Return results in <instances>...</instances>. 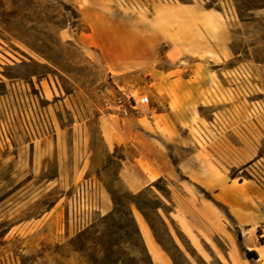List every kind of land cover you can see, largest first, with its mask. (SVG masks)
<instances>
[{"label":"rangeland","instance_id":"rangeland-1","mask_svg":"<svg viewBox=\"0 0 264 264\" xmlns=\"http://www.w3.org/2000/svg\"><path fill=\"white\" fill-rule=\"evenodd\" d=\"M229 77L244 79L246 85L240 88L247 94L264 91V0H0V99L10 82L28 83L33 94L42 82L47 99L42 106L62 105L55 124L66 129H57L62 135L58 146L66 157L76 136V159L66 158L62 188L71 195L87 180L91 161V180L104 182L111 202L106 215L72 230L69 238L60 237L68 219L64 201L51 212L52 195L34 193L39 185L57 178V163L48 153L55 142L25 145L16 135L10 145L4 144L0 110V264H153L138 230L144 221L171 264H249L248 248L264 244L261 231L246 234L235 226L228 212L195 189L187 175L198 164L217 175L238 173L247 181L252 169L261 173L259 157L246 164L238 155L235 161L217 158L220 151L212 140L200 146L198 157L185 158L180 147L190 141L181 139L182 128L176 123L157 124L160 137L172 143V174L132 194L116 176L119 167L111 151L97 146L88 156L91 137L97 139L99 117L120 134L132 129L126 120L121 127L116 117L106 121L108 112L99 93L104 88L120 86L133 95L149 96L151 104L143 109L137 126L150 130L149 108L168 105L172 112L181 110L177 85L184 79L203 80L215 90L207 92L216 94L223 87L220 78ZM160 78L173 83L158 85ZM49 81H56L63 94L52 96ZM246 115L237 105V127L264 125V113ZM185 128L191 137L196 135L184 123ZM31 193L28 202L21 203ZM44 213L49 214L40 224L16 227Z\"/></svg>","mask_w":264,"mask_h":264},{"label":"crops","instance_id":"crops-1","mask_svg":"<svg viewBox=\"0 0 264 264\" xmlns=\"http://www.w3.org/2000/svg\"><path fill=\"white\" fill-rule=\"evenodd\" d=\"M113 70L116 71L117 69ZM220 80L223 84L222 90L219 91L217 89L218 92L215 94L214 92H207L215 90L212 87L208 88L205 86L207 82L203 80L198 82L188 78L184 79L177 85L181 110L177 113L175 111L172 112L168 105L165 108H158L157 106L149 108L147 121L151 131L148 128L137 126V121L142 119V115L139 118L132 119H120L111 114L104 116L106 121L108 117H116L119 120L120 127L123 121H129L132 127L129 134L124 132L120 134L112 125L109 123L105 124L102 121V117H99L95 125L97 139L93 141L91 137L88 156L92 154L93 149L97 146L103 147L107 152L111 151L112 159L118 163L119 167L116 176L127 191L135 194L142 190L150 189L157 181L168 178L172 174L171 165L169 164V157H171L173 149L172 143L166 142L160 137L156 125L164 126L176 123L182 128L180 132H184V136L181 139L190 141L189 144L180 147V151L185 155V158L198 157L201 152L200 146L215 140L220 151L216 153L217 158L227 157L229 161H235V157L238 155L245 158L244 164H246L253 161L254 158L259 157L257 163L261 165L262 171L258 175L264 179V152L261 154L262 156L258 153L264 149V125H257L255 123L253 125L244 123L238 127L236 125L237 105L247 111L246 117L248 115L252 117L264 113V101L261 100V102L255 104L246 97L248 95L246 89L240 88L242 84L246 85V81L242 78L239 80L236 77H229L226 80L223 78H220ZM156 83L158 85L172 84L173 81L171 79L160 78ZM39 84L41 85L42 82ZM157 88L160 91L163 90L162 86H158ZM261 89H264V86H261ZM214 94L216 97H214ZM194 114L196 115L195 124L192 122ZM184 123L196 132L195 136L192 135L191 137L193 133L188 128L184 129ZM57 129L60 132L66 130ZM58 130L55 137L40 140L53 139L55 142V149L52 153H48L54 157L57 163V178L53 182L39 185L34 190L37 196L43 193L52 195L53 204L51 212L57 211L63 201L64 208L66 207L70 195L67 194L68 188H62L60 177L62 174H65L64 166L66 165V158H71V160L76 159V155H74L76 136L72 139L70 146L72 153L66 157L58 146L59 141L62 139V135L59 134ZM18 137L26 141L25 145H34L40 142L30 143L22 136ZM129 148L131 150L128 153L127 149ZM120 149L122 156H118V150ZM251 149H255L254 153ZM183 155H180L179 172H182L183 168ZM196 162L199 163L198 160ZM91 164L90 161V166L87 168V179H91L93 176L94 168ZM230 168L232 167L230 166ZM187 179L195 189L210 195L214 202L220 204L228 212L235 226L244 229L246 234L260 230L261 238L264 241V185L259 183L256 177L245 181L238 173L229 172L228 174L217 175L214 172L204 170L203 167L197 164L195 170L187 175ZM98 186L101 202V214L99 216H104L110 212L111 202L106 197L108 194L104 182L99 181ZM34 193L27 194L25 197L23 196L21 203L28 202V198ZM14 195L11 194L9 198L12 199ZM4 211L5 213L7 212L6 209ZM48 214H41L39 218L33 221H21L16 227L19 230L28 229L34 224L43 222ZM138 230L153 264H171L168 255L156 243L151 229L145 221L144 225H138ZM61 232L60 237H70L72 228L68 224V219H65L62 224ZM262 248L264 249V244L263 246L253 244V246L248 248L251 252H255L258 257L257 259H251L249 264H264V258L261 255Z\"/></svg>","mask_w":264,"mask_h":264},{"label":"built area","instance_id":"built-area-1","mask_svg":"<svg viewBox=\"0 0 264 264\" xmlns=\"http://www.w3.org/2000/svg\"><path fill=\"white\" fill-rule=\"evenodd\" d=\"M47 86L52 96L63 94L56 81H49ZM6 90V94L0 99V110L4 114V144L10 145L16 135L24 137L30 143L56 136L55 116L61 111L60 102L42 106L41 102L47 99L41 85H38L36 94L31 92L28 83L21 81L10 82L6 85ZM99 93L105 111L120 119L139 118L143 109L151 104L149 96L133 95L120 86L104 88ZM249 176L256 177L264 185L262 176L253 169ZM100 203L98 183L91 179L81 182L66 204L68 224L72 230L90 225L101 214Z\"/></svg>","mask_w":264,"mask_h":264},{"label":"flooded vegetation","instance_id":"flooded-vegetation-1","mask_svg":"<svg viewBox=\"0 0 264 264\" xmlns=\"http://www.w3.org/2000/svg\"><path fill=\"white\" fill-rule=\"evenodd\" d=\"M253 84L256 85L255 83H253ZM252 89H253V87H252ZM248 91L250 92L249 89H248ZM247 98L252 100V102H254L256 104L257 102H261V100L264 101V93L261 91H259L258 93L255 92L254 94L249 93L247 95Z\"/></svg>","mask_w":264,"mask_h":264},{"label":"trees","instance_id":"trees-1","mask_svg":"<svg viewBox=\"0 0 264 264\" xmlns=\"http://www.w3.org/2000/svg\"><path fill=\"white\" fill-rule=\"evenodd\" d=\"M246 256H247L248 259H257L258 258L256 253L253 252V251L252 252H247Z\"/></svg>","mask_w":264,"mask_h":264},{"label":"bare ground","instance_id":"bare-ground-1","mask_svg":"<svg viewBox=\"0 0 264 264\" xmlns=\"http://www.w3.org/2000/svg\"><path fill=\"white\" fill-rule=\"evenodd\" d=\"M97 31V30H96ZM143 41V40H142ZM111 72L113 73H117L116 71H114L113 69L111 70ZM262 256L264 257V253H262ZM261 258V257H260Z\"/></svg>","mask_w":264,"mask_h":264}]
</instances>
